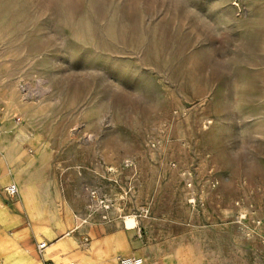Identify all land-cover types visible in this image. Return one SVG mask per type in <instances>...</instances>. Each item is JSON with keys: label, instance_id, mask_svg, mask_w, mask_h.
Returning <instances> with one entry per match:
<instances>
[{"label": "rangeland", "instance_id": "1", "mask_svg": "<svg viewBox=\"0 0 264 264\" xmlns=\"http://www.w3.org/2000/svg\"><path fill=\"white\" fill-rule=\"evenodd\" d=\"M21 151L39 225L87 227L76 261L119 229L264 264V0H0V160Z\"/></svg>", "mask_w": 264, "mask_h": 264}, {"label": "crops", "instance_id": "2", "mask_svg": "<svg viewBox=\"0 0 264 264\" xmlns=\"http://www.w3.org/2000/svg\"><path fill=\"white\" fill-rule=\"evenodd\" d=\"M24 136L25 134L23 133V131L18 130L17 137L24 138ZM23 153L24 151L19 152V154H9L6 158V161L0 160V210H3L4 213V219L0 217V264H44L45 260H49L51 264H74L76 260L74 259V257H72L73 251H75V249L77 248L80 235L84 230H87V227H85L84 225H79L80 227L75 226V228L79 227V229H77L75 232L59 236L60 233L64 232L62 230L65 228L64 224L56 223L53 225L48 224V226L46 224L43 226L39 225L40 222H46L50 220L42 217L39 214L40 209L36 204L38 199H34L40 196V188L39 186L37 187L36 182V178L39 177V172L38 169L32 168L34 158L24 160L22 159ZM20 169L24 170L25 174L27 175L23 186L30 192L25 195H21L19 192L18 200L13 199L12 201H8L2 194L1 189L9 182H13L7 181L9 178H12L14 180V183H16L15 172ZM30 176L34 177L35 179L33 184L37 193L32 191V185H30L29 181L27 180ZM30 197L32 198L30 199ZM66 219L67 218H65L64 220ZM77 219H79V217H73L72 222L74 223V221H77ZM24 220L27 221L30 225L26 226L24 223H22ZM13 226V231H10V227ZM40 227H48L50 229V234L45 235L43 233H40V231L37 230ZM118 230L119 229H116L114 233H117ZM158 232L159 231L157 230H148L144 237V240L138 237L141 236L140 231L136 233V236L139 239L137 238L136 240H130V236L128 235L127 237L131 244V249H137L138 251H132L131 253H124L119 255L135 254L142 257V255L139 253V251H141L143 253V256L145 257V264H160L159 259L161 258V256L159 254L164 253L165 255H167V257L162 260L163 262L161 261V264H177V262L179 263V258L182 254H176L175 252L178 250L175 247L171 245L162 247L154 240L158 236ZM23 234H26L25 238H21ZM39 237L43 238L41 241H46L48 243L47 248H51V251L49 252V255L47 257H44V253L46 252L47 248L44 250V253L39 256H37V250V254L34 250L32 242L36 241V239ZM118 237L120 238V236ZM38 242H35V249ZM89 246L90 244L88 245V247ZM108 247L109 244H106L105 251L108 250ZM88 250H90V252L94 251L93 247H90V249ZM84 259L86 260L87 258L84 257Z\"/></svg>", "mask_w": 264, "mask_h": 264}, {"label": "bare ground", "instance_id": "3", "mask_svg": "<svg viewBox=\"0 0 264 264\" xmlns=\"http://www.w3.org/2000/svg\"><path fill=\"white\" fill-rule=\"evenodd\" d=\"M16 184L17 186H19V192L21 195H25V194H28V192H30L29 190L25 189L24 186H21L20 185V174H25L24 170L20 169V170H17L16 172ZM26 175V174H25ZM27 176V175H26ZM26 185V184H25ZM28 185V184H27ZM30 186V185H29ZM27 187V186H26ZM28 188V187H27ZM30 189V188H29ZM33 194V193H32ZM31 196V195H30ZM34 197V196H33ZM32 197H30L31 199ZM35 199V198H34ZM31 202V201H30ZM25 203V201H24ZM28 203V202H26ZM32 203V202H31ZM37 204V203H36ZM34 204V205H36ZM26 205V204H25ZM33 206V204H32ZM37 211V210H36ZM36 214V213H35ZM33 215V214H32ZM31 215V216H32ZM0 217H2V219H4V213H3V210H0ZM34 217V216H33ZM136 224V219L133 218L131 215H127L124 220H123V225L126 227V228H133ZM37 230L40 231V233H43L45 235H49L50 234V229L48 227H40L38 228ZM67 233V232H66ZM120 236V238L118 237ZM110 244H109V247H108V250L104 251V255H108L109 257V261H104V262H101L100 263V260L97 261L98 259L97 258H100L99 256L97 257H89L87 258L86 260L84 259V257H82L80 260L76 261L74 264H116V260H117V256L119 254H122V253H127L130 251L131 249V244L128 240V237L126 236V234L123 232V231H119L118 233H116L114 236H112V238L110 239ZM48 246V245H47ZM46 246V248H47ZM156 246V245H155ZM45 248V249H46ZM44 249V250H45ZM51 251V248H47L46 250V255L48 256L49 255V252ZM146 251V250H145ZM155 251V250H154ZM140 254L142 255V258H143V263L142 264H145V257L143 256V253L141 251H139ZM44 253V251H43ZM146 255V254H145ZM170 262V261H169ZM165 264V263H164Z\"/></svg>", "mask_w": 264, "mask_h": 264}, {"label": "built area", "instance_id": "4", "mask_svg": "<svg viewBox=\"0 0 264 264\" xmlns=\"http://www.w3.org/2000/svg\"><path fill=\"white\" fill-rule=\"evenodd\" d=\"M2 194L5 196V198L8 201H12L15 195L18 193V186L14 182H9L8 184L4 185L2 187ZM91 194H94L92 192ZM99 203L102 208L106 209L109 207V204L107 203L106 199L101 198L99 200ZM48 243L46 241H40L36 244V250L39 255L43 254L44 249ZM143 263V258L139 255H119L117 258V264H142ZM44 264H51L49 260H45Z\"/></svg>", "mask_w": 264, "mask_h": 264}]
</instances>
